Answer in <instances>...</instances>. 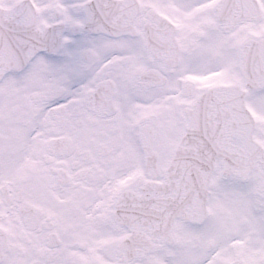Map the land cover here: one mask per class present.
<instances>
[{"label":"snow or ice","instance_id":"1","mask_svg":"<svg viewBox=\"0 0 264 264\" xmlns=\"http://www.w3.org/2000/svg\"><path fill=\"white\" fill-rule=\"evenodd\" d=\"M0 264H264V0H0Z\"/></svg>","mask_w":264,"mask_h":264}]
</instances>
